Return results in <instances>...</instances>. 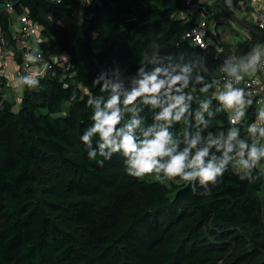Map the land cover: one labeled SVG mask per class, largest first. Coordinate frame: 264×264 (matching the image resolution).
I'll return each instance as SVG.
<instances>
[{"label": "trees", "instance_id": "trees-1", "mask_svg": "<svg viewBox=\"0 0 264 264\" xmlns=\"http://www.w3.org/2000/svg\"><path fill=\"white\" fill-rule=\"evenodd\" d=\"M110 1L0 0L10 47L19 48L14 27L26 13L46 54L67 57L39 77L37 90L22 87L19 102L0 73V264H264V171L241 181L230 165L211 194L200 195L178 178L130 177L116 154L102 167L88 160L79 132L91 110L82 90L85 100L69 103L75 84L99 94L91 79L100 67L116 60L134 71L157 32L166 51L215 57L184 39L194 25L180 15L187 0ZM212 62L209 79L218 75ZM217 125L225 117L212 130Z\"/></svg>", "mask_w": 264, "mask_h": 264}, {"label": "clouds", "instance_id": "clouds-1", "mask_svg": "<svg viewBox=\"0 0 264 264\" xmlns=\"http://www.w3.org/2000/svg\"><path fill=\"white\" fill-rule=\"evenodd\" d=\"M209 2L196 0L200 6ZM79 3L91 5L93 0ZM224 3L234 10L233 0ZM164 37V32L155 34L134 71L116 60L101 66L91 79L99 94L83 88L82 82L72 87L69 103L85 100L86 94L91 110L87 126L79 132L88 160L102 167L116 154L130 177L154 175L161 184L178 178L200 195H210L230 165L241 181L255 180L254 171H264V95L254 100L248 89L260 83L257 73L264 72V38L253 41L249 36L246 49L220 48L210 60L202 53L166 51ZM5 43L0 39V45ZM40 43L37 34L22 57L29 67L15 77L13 87L37 90L39 77L53 66ZM213 60L218 62V75L209 79ZM253 104L254 119L249 120ZM218 116L225 117L226 125L212 130Z\"/></svg>", "mask_w": 264, "mask_h": 264}, {"label": "crops", "instance_id": "crops-1", "mask_svg": "<svg viewBox=\"0 0 264 264\" xmlns=\"http://www.w3.org/2000/svg\"><path fill=\"white\" fill-rule=\"evenodd\" d=\"M232 7L234 10L229 9L224 3V0H214L208 4L209 12L213 15V18L209 22L211 32L213 33L214 39L225 46L226 52L235 48V45H239L240 50L246 49L247 37L251 36L252 40L256 41L254 37L257 33H259L261 38H264V35L256 25V15L258 11L264 9V0H233ZM183 17L194 21V16L190 10L184 12ZM222 24H226L228 27L231 25V29L223 30L221 27ZM14 29V32H17L19 29L17 21ZM238 35L241 37H238ZM206 50L214 54L212 47ZM55 60L57 64L64 66L67 62V57L63 56L62 58V55H58ZM4 65L0 62V73L3 77H6L10 96L19 102L21 90L18 87H13V82L15 77L23 71H21L16 59L10 56L6 58Z\"/></svg>", "mask_w": 264, "mask_h": 264}, {"label": "built area", "instance_id": "built-area-1", "mask_svg": "<svg viewBox=\"0 0 264 264\" xmlns=\"http://www.w3.org/2000/svg\"><path fill=\"white\" fill-rule=\"evenodd\" d=\"M213 1L214 0H210V2ZM186 3H187V10H190L194 16V25L189 31L186 32V34L191 33L192 35L188 39H185L184 36V39L188 40L189 42L203 49L212 47L214 49V56L217 55V50L220 48H224V50L226 51L225 46L221 42L216 41L213 37V33L211 32L209 26L210 25L209 17H208V15L210 14L208 9L209 3L202 6L198 5L196 3V0H187ZM7 9L10 12H12L11 3L7 4ZM17 22L19 24V29L14 34H15V38L19 43L18 49L15 50L13 47H10L7 38L0 31V39H4L6 41L5 44L0 45V62L3 65L5 64L6 58L8 56L17 59L18 54L21 52L23 57L24 53L30 50V47L33 44L35 36L37 34L39 35L40 26L34 21H32L26 13L17 15ZM202 24L204 25L203 29L201 28ZM262 24H264V9L258 11L256 15V25L264 35V27L261 26ZM201 32H203V34H200ZM39 37L41 38V43H40L41 52L44 53L45 59H48L50 63L53 65L51 68L47 70L46 73H48L49 71H54L57 62L53 56L46 54V49L42 46L44 39L40 35ZM201 45L204 46L202 47ZM26 67H29V65H27L26 62L22 59V62L20 64L21 71H24ZM256 78L259 79L260 83L251 84L248 89L252 93L254 100L259 96L264 95V72L257 73ZM244 83L245 82H242V84Z\"/></svg>", "mask_w": 264, "mask_h": 264}, {"label": "rangeland", "instance_id": "rangeland-1", "mask_svg": "<svg viewBox=\"0 0 264 264\" xmlns=\"http://www.w3.org/2000/svg\"><path fill=\"white\" fill-rule=\"evenodd\" d=\"M221 27H222V29L223 30H229V29H231V25H230V27H228L226 24H222L221 25ZM238 37H241L240 35H238ZM183 47H187V44H183ZM18 89H20L21 90V88L20 87H18ZM235 169V168H234ZM152 176H154V175H152Z\"/></svg>", "mask_w": 264, "mask_h": 264}, {"label": "water", "instance_id": "water-1", "mask_svg": "<svg viewBox=\"0 0 264 264\" xmlns=\"http://www.w3.org/2000/svg\"><path fill=\"white\" fill-rule=\"evenodd\" d=\"M103 6H109L111 1L110 0H101Z\"/></svg>", "mask_w": 264, "mask_h": 264}]
</instances>
